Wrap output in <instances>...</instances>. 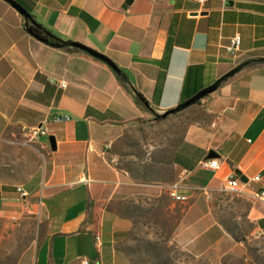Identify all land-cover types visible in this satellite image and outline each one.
I'll list each match as a JSON object with an SVG mask.
<instances>
[{"label":"crops","instance_id":"crops-1","mask_svg":"<svg viewBox=\"0 0 264 264\" xmlns=\"http://www.w3.org/2000/svg\"><path fill=\"white\" fill-rule=\"evenodd\" d=\"M13 1L121 73L36 40L24 17L0 0V139L46 132L33 141L44 157L38 192L47 232L32 264H131L121 248L134 225L128 207L140 196L171 198L175 184L188 202L171 198L164 210L172 212L171 241L191 256L264 235V207L253 196L264 190V3L210 0L202 9L187 0ZM237 35L241 47L231 56ZM252 61L263 62L156 120ZM58 115L72 120L56 124ZM211 152L216 172L199 166ZM229 178L240 181L239 192L225 191ZM14 196L0 184V215L17 206Z\"/></svg>","mask_w":264,"mask_h":264},{"label":"rangeland","instance_id":"rangeland-1","mask_svg":"<svg viewBox=\"0 0 264 264\" xmlns=\"http://www.w3.org/2000/svg\"><path fill=\"white\" fill-rule=\"evenodd\" d=\"M43 172L44 157L27 133L0 139V184L12 187L17 200L11 214L0 215V264H32L47 232L38 192ZM151 195L138 197L128 207L134 225L121 248L131 264H264V235L257 231L243 240L228 239L203 257L191 256L171 241L172 212L164 210L171 198Z\"/></svg>","mask_w":264,"mask_h":264},{"label":"built area","instance_id":"built-area-1","mask_svg":"<svg viewBox=\"0 0 264 264\" xmlns=\"http://www.w3.org/2000/svg\"><path fill=\"white\" fill-rule=\"evenodd\" d=\"M133 1H139V0H133ZM154 1L169 2V1H173V0H154ZM187 1H191V2L196 3L202 9H204L207 6V4L210 2V0H187ZM223 1L227 2L228 0H223ZM241 43H242L241 37L239 35L235 36L231 45L227 48L228 54H230L231 56H235L241 47ZM51 83L55 84V81L52 80ZM58 86H59V88H65L66 84L65 83H59ZM71 120H72L71 117L66 116V115H58V116H54L52 118V121L56 124H67V123H70ZM45 134H46V132L44 130L37 129V130L32 132V135H31L32 137L30 139L33 142L34 139H36L37 137H40V136H44ZM199 166H200V168H202L204 170L213 171V172H216L220 169L219 162L217 160H214V159L202 161ZM261 180H262V176H257L252 180V182L253 183H259ZM241 187H242V184L240 183V181L238 179L229 178L225 181V191L228 194H235V193L239 192ZM178 190H179L178 184H175L170 188L171 198L177 203H187L188 199L186 197L180 196L178 194ZM17 191L23 199H26L28 197V195L24 191H22V189L19 188ZM253 196L256 199V201L261 203L262 206L264 207V190L254 191ZM259 235H261V233H259ZM255 236H256V234H255ZM100 241H101L100 236H96L95 242L97 245H100Z\"/></svg>","mask_w":264,"mask_h":264},{"label":"water","instance_id":"water-1","mask_svg":"<svg viewBox=\"0 0 264 264\" xmlns=\"http://www.w3.org/2000/svg\"><path fill=\"white\" fill-rule=\"evenodd\" d=\"M7 3H9L14 9H16V11H18V13H20V15H22L24 18L27 17L28 13L20 6L18 5L16 2H14L13 0H3ZM133 0H129V3H132ZM234 5L233 1H229L226 6L228 8H232ZM71 48H75L78 49L79 51H82L84 53H86L87 55L91 56L94 59H97L101 62H103L104 64H106L110 69H112L118 76H121L120 71L118 70V68L107 58H105L104 56L92 51L91 49L84 47L82 45L79 44H75V43H71L70 44ZM242 70V67L239 66L236 69L232 70L231 72H229L228 74H226L224 77H222L219 81H217L213 86L201 91L200 93H198L195 97H193L192 99H190L189 101H187L186 103L182 104L180 106V108L178 109H174L172 111H169L168 113H166L165 115L162 116L163 119L169 117L170 115H173L176 111H179L181 109L185 110L189 107H191L192 105L198 103L199 101H201L202 99L206 98L207 96L215 93L220 85L222 84V82L234 77L236 74H238L240 71ZM49 143L50 146L52 148L53 151H56V141L53 137H51L49 139ZM218 158V156L216 155V153L211 152L208 156V160H212V159H216ZM236 175L238 177H240L241 181L243 183H247V179H244V177H242V175L239 172H236Z\"/></svg>","mask_w":264,"mask_h":264},{"label":"trees","instance_id":"trees-1","mask_svg":"<svg viewBox=\"0 0 264 264\" xmlns=\"http://www.w3.org/2000/svg\"><path fill=\"white\" fill-rule=\"evenodd\" d=\"M28 13V12H27ZM24 23H25V29L26 31L32 36L34 37L36 40L42 42V43H45L51 47H54L56 49H59V50H63V51H67V52H80V53H84L82 51H79L78 49H75V48H71L70 47V42H65L61 39H59L58 37L54 36L52 33H50L48 30H46L42 25H40L39 23H37L35 21V19L28 13L27 17L24 18ZM86 54V53H84ZM263 61H252V62H249V63H246V64H243L241 65L242 67V71L246 70L247 68H249L250 66H253L255 64H258V63H262ZM239 72V73H240ZM229 80V79H228ZM228 80L222 82V84L220 85L219 88H221V86L226 83ZM198 93V92H197ZM200 93V91H199ZM195 97V96H193ZM193 97H188V98H184V100L182 101V103L180 105H178L175 109H178L180 108V106L184 103H186L187 101H189L190 99H192ZM140 100L144 103V104H147L145 102V100L140 97ZM197 104V103H196ZM183 109L179 110V111H176L174 113L175 114H178L180 112H182ZM162 116H157L156 117V120L157 121H160L162 120Z\"/></svg>","mask_w":264,"mask_h":264}]
</instances>
